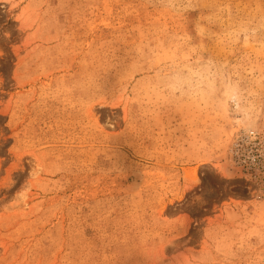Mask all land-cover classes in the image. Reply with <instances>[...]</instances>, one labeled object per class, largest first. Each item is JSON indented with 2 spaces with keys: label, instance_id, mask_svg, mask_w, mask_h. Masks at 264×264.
<instances>
[{
  "label": "rangeland",
  "instance_id": "rangeland-1",
  "mask_svg": "<svg viewBox=\"0 0 264 264\" xmlns=\"http://www.w3.org/2000/svg\"><path fill=\"white\" fill-rule=\"evenodd\" d=\"M0 264H264V0H0Z\"/></svg>",
  "mask_w": 264,
  "mask_h": 264
},
{
  "label": "bare ground",
  "instance_id": "bare-ground-1",
  "mask_svg": "<svg viewBox=\"0 0 264 264\" xmlns=\"http://www.w3.org/2000/svg\"><path fill=\"white\" fill-rule=\"evenodd\" d=\"M137 176V175H136Z\"/></svg>",
  "mask_w": 264,
  "mask_h": 264
}]
</instances>
